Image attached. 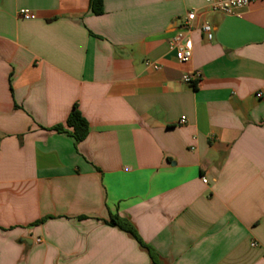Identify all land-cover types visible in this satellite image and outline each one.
<instances>
[{"label":"crops","instance_id":"crops-1","mask_svg":"<svg viewBox=\"0 0 264 264\" xmlns=\"http://www.w3.org/2000/svg\"><path fill=\"white\" fill-rule=\"evenodd\" d=\"M112 216L161 264H264V0H0V264H152Z\"/></svg>","mask_w":264,"mask_h":264},{"label":"built area","instance_id":"built-area-1","mask_svg":"<svg viewBox=\"0 0 264 264\" xmlns=\"http://www.w3.org/2000/svg\"><path fill=\"white\" fill-rule=\"evenodd\" d=\"M254 0H208L210 4V9L212 12L220 13L226 16L237 15L239 10L246 8ZM20 14L25 19L34 18L33 15L22 10ZM198 12L197 10H191L187 15L181 20V22L176 27V34L170 40V47L175 51L176 59L180 64H186L192 59L193 55V41L190 37L191 33L194 31V24L197 20ZM202 32L207 36L209 40L212 38V28L208 23H203L201 26ZM151 62L147 61L146 65H150ZM155 70L159 69L158 65H153ZM202 72L199 70L193 71L191 73H185L182 76V81L186 85L194 86L197 82L202 80ZM261 94H258L260 97ZM181 124L185 123L182 119ZM203 182L207 183L206 178H203ZM40 241V240H38ZM255 245V244H253Z\"/></svg>","mask_w":264,"mask_h":264},{"label":"trees","instance_id":"trees-1","mask_svg":"<svg viewBox=\"0 0 264 264\" xmlns=\"http://www.w3.org/2000/svg\"><path fill=\"white\" fill-rule=\"evenodd\" d=\"M90 10L95 15L103 14V0H90ZM66 126L72 129L70 134L74 137L76 142L85 140L89 134V124L76 106L74 107L72 113L69 115ZM54 129L58 132L65 131L64 125L56 126ZM110 224L121 228L125 232L130 233L133 237H135V239H137L141 246L147 248L152 260V264H161L157 254H155L151 250V248L143 243L141 238L138 236L135 228L128 221L121 219L118 216H112Z\"/></svg>","mask_w":264,"mask_h":264}]
</instances>
